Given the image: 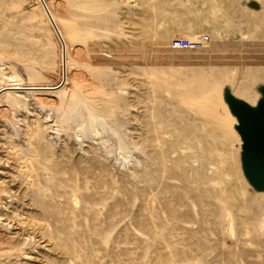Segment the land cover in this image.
<instances>
[{"label": "rangeland", "instance_id": "374dc122", "mask_svg": "<svg viewBox=\"0 0 264 264\" xmlns=\"http://www.w3.org/2000/svg\"><path fill=\"white\" fill-rule=\"evenodd\" d=\"M45 2L66 78L0 96V264H264L223 100L260 98L264 0ZM61 80L39 0H0V89Z\"/></svg>", "mask_w": 264, "mask_h": 264}, {"label": "water", "instance_id": "95a60500", "mask_svg": "<svg viewBox=\"0 0 264 264\" xmlns=\"http://www.w3.org/2000/svg\"><path fill=\"white\" fill-rule=\"evenodd\" d=\"M40 5L49 19L53 30L61 44V82L52 88H25L27 90H58L65 83L66 78V50L65 43L55 25L44 0H39ZM11 89H0V96ZM260 98L255 107L245 101L234 97L229 89L223 92V100L230 113L236 118L238 124L233 127L239 135L240 162L242 173L256 192L264 191V86L258 89Z\"/></svg>", "mask_w": 264, "mask_h": 264}, {"label": "bare ground", "instance_id": "6f19581e", "mask_svg": "<svg viewBox=\"0 0 264 264\" xmlns=\"http://www.w3.org/2000/svg\"><path fill=\"white\" fill-rule=\"evenodd\" d=\"M44 1H46V0H44ZM46 3V2H45ZM46 5H47V8L49 9V7H48V3H46ZM49 12H50V14H51V17H52V19H53V21H54V23H55V25L57 26V28H58V30H59V33H60V35H61V38L63 39V41H64V43H65V39H64V37H63V34H62V32H61V30L59 29V27H58V25H57V23H56V20H55V18H54V16H53V14H52V12L50 11V9H49ZM48 19V18H47ZM48 22L50 23V21H49V19H48ZM50 25H51V23H50ZM51 27H52V25H51ZM53 28V27H52ZM262 35V34H261ZM257 38V37H256ZM255 38V39H256ZM231 40V39H230ZM227 43V42H226ZM230 45V44H229ZM66 46V45H65ZM67 65V64H66ZM22 83L21 82H19V81H16V82H14V83H11V84H9V86H6V87H8V88H6V89H11V90H22V89H25V88H27V87H23L22 85H21ZM4 88V87H3ZM33 88V87H32ZM44 88V87H43ZM45 88H47V87H45ZM7 92H11V91H7ZM258 196V195H257Z\"/></svg>", "mask_w": 264, "mask_h": 264}]
</instances>
